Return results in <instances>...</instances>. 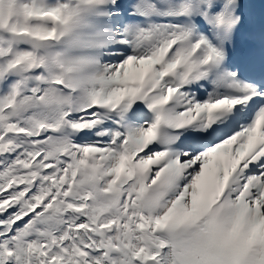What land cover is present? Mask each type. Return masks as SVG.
I'll use <instances>...</instances> for the list:
<instances>
[{"label":"snow or ice","instance_id":"snow-or-ice-1","mask_svg":"<svg viewBox=\"0 0 264 264\" xmlns=\"http://www.w3.org/2000/svg\"><path fill=\"white\" fill-rule=\"evenodd\" d=\"M0 264H264V0H0Z\"/></svg>","mask_w":264,"mask_h":264}]
</instances>
